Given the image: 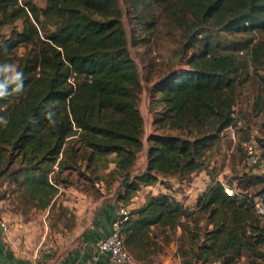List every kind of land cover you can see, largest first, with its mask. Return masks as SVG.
Instances as JSON below:
<instances>
[{
	"label": "trees",
	"instance_id": "trees-1",
	"mask_svg": "<svg viewBox=\"0 0 264 264\" xmlns=\"http://www.w3.org/2000/svg\"><path fill=\"white\" fill-rule=\"evenodd\" d=\"M131 1L147 9L165 4L167 14L189 31L184 51L193 50L187 68L169 70L155 84L158 97L151 107L161 109L148 136L147 168L135 176L145 148L139 106L144 87L120 0H45L44 6L0 0V63H14L24 73V90L0 99V117L8 120L0 125V179L12 177L41 208L52 206L74 174L92 186L103 181L100 171L109 168L111 155L115 167L109 176H121L119 200L126 207L161 177L186 178L204 170L212 143L239 120V88L252 66L261 84L253 107L264 113V40L249 38L250 59L240 61L233 52L243 47L221 53L208 34L213 28L263 33L264 0ZM155 25L151 17L147 29ZM203 33L208 37L200 41ZM21 46L27 48L23 54ZM261 133L254 141L264 163V120ZM255 198L244 191L228 194L218 179L198 195L194 208L172 193L150 195L123 221L125 245L144 264H153L164 235L178 240L182 252L187 240L202 264H264V220Z\"/></svg>",
	"mask_w": 264,
	"mask_h": 264
},
{
	"label": "rangeland",
	"instance_id": "rangeland-1",
	"mask_svg": "<svg viewBox=\"0 0 264 264\" xmlns=\"http://www.w3.org/2000/svg\"><path fill=\"white\" fill-rule=\"evenodd\" d=\"M40 6L45 5V0H35ZM150 8V9H149ZM148 9L145 4L120 0V10L124 22L130 50L136 60L144 90L140 97V109L145 119L146 148L149 147L148 136L153 131L155 111L161 106L152 108V101L158 95L154 91L155 84L165 76L169 70L187 68L186 59L191 55V49L184 51L189 31L182 27L172 16L167 14L165 4H152ZM150 11V12H149ZM156 19V25L148 30L150 19ZM191 20V16L186 17ZM22 28L21 21L18 22ZM215 41L214 45L219 52H231L235 47H243L241 51L234 50L238 60L243 61L248 55L245 42L253 37L255 41L264 40V32H255L251 35L230 34L213 28L208 32ZM208 35L200 34L198 39L205 41ZM199 41V42H200ZM237 43V44H235ZM236 45V46H235ZM27 48L21 46L19 54L26 52ZM247 80L240 86L236 105V116L242 121L240 129L233 139L222 135L214 141L207 153V162L204 170L187 176L161 177L160 182L153 186H144V194L172 193L181 201H193L189 208H194L198 195L215 179L230 185L236 192H246L254 199L264 194V180L256 179L251 175H260L264 179V163L262 168L249 169L245 163V145L250 140H257L261 135V122L264 113L256 112L253 104L256 97L261 94V84L253 66L250 74H244ZM114 155L109 157L111 161L107 170H101L103 181L92 186L78 179L74 174L73 183L61 185L53 204L47 208H41L40 203L32 201L26 194L24 187L13 183V178L0 179V214L6 217L9 231L6 233L9 244L20 254L34 257L43 251H52L55 256L63 257L78 247L82 242L83 231L86 223L95 207L115 196L117 184L121 176H109V172L115 167L112 162ZM146 152L142 151L137 165L143 166L146 162ZM148 187V189L146 188ZM149 195V196H150ZM201 223L203 221L201 220ZM172 240V241H171ZM156 258L153 264H163L170 259L168 264H202L193 253L187 240L182 244L184 251L179 249V242L170 241L167 236L161 237Z\"/></svg>",
	"mask_w": 264,
	"mask_h": 264
},
{
	"label": "crops",
	"instance_id": "crops-1",
	"mask_svg": "<svg viewBox=\"0 0 264 264\" xmlns=\"http://www.w3.org/2000/svg\"><path fill=\"white\" fill-rule=\"evenodd\" d=\"M144 150L147 157L146 162L141 167L136 165L132 170V176L142 173L147 168L148 148L145 146ZM146 188L148 189V187ZM123 191L124 187L122 181H120L117 184L115 196H110L109 200L105 203L101 202L87 219L81 244L63 257L55 256L52 251H43L34 257L22 255L9 244L6 233L0 228V264H114L107 256L99 253L97 244L100 239L111 233L112 222L117 216L120 205H122L119 195ZM144 192L145 190H140L136 194L129 206L130 209L138 208L146 203L150 192H146L145 194ZM194 201L197 202V199ZM184 202L186 205H189L193 201ZM4 218L6 219V217ZM181 234L182 229H179L178 235ZM153 258L155 259L156 256H153ZM168 263H170V259H165L163 262V264ZM139 264L144 263L139 262ZM157 264L161 263L158 262Z\"/></svg>",
	"mask_w": 264,
	"mask_h": 264
},
{
	"label": "built area",
	"instance_id": "built-area-1",
	"mask_svg": "<svg viewBox=\"0 0 264 264\" xmlns=\"http://www.w3.org/2000/svg\"><path fill=\"white\" fill-rule=\"evenodd\" d=\"M242 125L239 119L234 124L227 127L224 135L235 138L237 129ZM246 160L245 163L249 169L258 168L262 164V153L257 143L249 141L245 145ZM228 194L235 195L236 191L230 185L225 184ZM254 207L259 217L264 220V194L255 198ZM130 214V208L120 205L117 216L112 222V230L109 235L100 239L97 244L98 251L101 255L107 256L114 264H139L135 256L128 250L125 245L124 235L122 233V223L127 220ZM0 228L3 232L9 231L7 220L0 214Z\"/></svg>",
	"mask_w": 264,
	"mask_h": 264
},
{
	"label": "clouds",
	"instance_id": "clouds-1",
	"mask_svg": "<svg viewBox=\"0 0 264 264\" xmlns=\"http://www.w3.org/2000/svg\"><path fill=\"white\" fill-rule=\"evenodd\" d=\"M11 89V91H9ZM24 90V73L18 70L14 63H0V99L12 94L21 93ZM46 118L50 124L54 125L55 120L52 119V114L48 113ZM7 117H0V125H7Z\"/></svg>",
	"mask_w": 264,
	"mask_h": 264
}]
</instances>
